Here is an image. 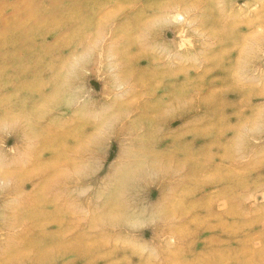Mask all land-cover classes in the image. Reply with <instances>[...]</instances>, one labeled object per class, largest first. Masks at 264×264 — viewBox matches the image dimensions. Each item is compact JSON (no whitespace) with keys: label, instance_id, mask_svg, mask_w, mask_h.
<instances>
[{"label":"rangeland","instance_id":"374dc122","mask_svg":"<svg viewBox=\"0 0 264 264\" xmlns=\"http://www.w3.org/2000/svg\"><path fill=\"white\" fill-rule=\"evenodd\" d=\"M0 264H264V0H0Z\"/></svg>","mask_w":264,"mask_h":264}]
</instances>
